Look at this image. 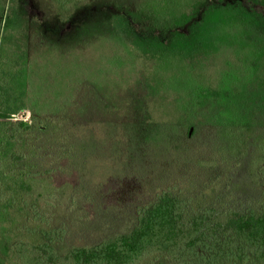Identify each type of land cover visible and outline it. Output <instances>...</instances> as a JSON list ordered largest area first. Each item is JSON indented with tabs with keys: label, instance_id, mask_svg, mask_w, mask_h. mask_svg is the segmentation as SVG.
<instances>
[{
	"label": "rangeland",
	"instance_id": "obj_1",
	"mask_svg": "<svg viewBox=\"0 0 264 264\" xmlns=\"http://www.w3.org/2000/svg\"><path fill=\"white\" fill-rule=\"evenodd\" d=\"M0 53L25 67L0 264L23 228L60 257L127 234L163 190L219 218L264 199V0H0Z\"/></svg>",
	"mask_w": 264,
	"mask_h": 264
},
{
	"label": "trees",
	"instance_id": "obj_2",
	"mask_svg": "<svg viewBox=\"0 0 264 264\" xmlns=\"http://www.w3.org/2000/svg\"><path fill=\"white\" fill-rule=\"evenodd\" d=\"M8 25L4 23V27ZM24 76L22 63L0 53V124L14 116L23 118ZM212 95L219 97L215 92ZM6 132L12 134L10 128ZM22 230L23 238L8 247L18 264L264 262V199L258 207L245 212L230 211L219 218L213 209L194 211L171 190H163L137 213L136 224L127 234L89 248L71 249L62 257L54 249L55 231Z\"/></svg>",
	"mask_w": 264,
	"mask_h": 264
}]
</instances>
